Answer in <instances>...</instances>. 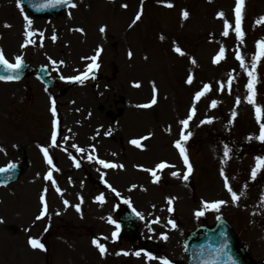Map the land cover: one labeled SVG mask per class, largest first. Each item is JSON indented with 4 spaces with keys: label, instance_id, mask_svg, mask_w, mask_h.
Returning a JSON list of instances; mask_svg holds the SVG:
<instances>
[{
    "label": "rangeland",
    "instance_id": "1",
    "mask_svg": "<svg viewBox=\"0 0 264 264\" xmlns=\"http://www.w3.org/2000/svg\"><path fill=\"white\" fill-rule=\"evenodd\" d=\"M73 3L75 8L47 17L31 15L17 0L0 3V50L5 58L14 63L21 56L35 67L45 66L56 80L50 89L34 74L19 81L0 80V168L9 164L21 168L17 180L0 186V264H162V259L173 264L186 257L188 231L217 212L204 204L231 200L225 177L230 186L238 179L235 187L243 190L238 201L247 202L239 210L242 242L254 260L264 258V170L252 178L256 158L264 157V141L256 138L264 123V113L261 121L256 119V107L264 109V58L256 61L255 104L247 103L249 77L236 59L239 51L250 70L258 55L264 24L257 20L264 17V0H245L243 41L234 31L236 0ZM138 13L141 19L133 23ZM25 16L32 21L35 43L21 47L26 41ZM225 21L232 25L228 36L223 35ZM177 47L184 55L175 51ZM222 47L224 58L214 63ZM98 49L94 75L83 83L70 79L88 69ZM204 85L210 90L197 101L195 94ZM153 86L157 102L139 107L151 102ZM193 107L195 115L184 129L180 122ZM54 119L59 122L55 147ZM181 131L191 133L184 144L192 165L187 180L183 179L187 168L174 146ZM133 139L140 140V147L130 143ZM232 143H241L243 149L235 154ZM42 148L48 149L52 165ZM97 160L123 167L104 168ZM162 162L174 167L158 171L159 180L154 182L145 169ZM49 171L55 185L44 179ZM41 195L49 213L36 220L43 208ZM101 195L102 203L97 200ZM128 207L140 219L139 235L162 245L158 254L137 256L133 242L120 234L113 238L119 210ZM200 211L204 214L198 216ZM224 212L236 221L233 205ZM30 237L46 250L33 249ZM94 239L106 248L104 255L93 245Z\"/></svg>",
    "mask_w": 264,
    "mask_h": 264
},
{
    "label": "snow or ice",
    "instance_id": "2",
    "mask_svg": "<svg viewBox=\"0 0 264 264\" xmlns=\"http://www.w3.org/2000/svg\"><path fill=\"white\" fill-rule=\"evenodd\" d=\"M17 2H18V6H19L20 0H17ZM58 2L67 4V5H69L72 8H75L76 7V4L71 3V0H58ZM244 3H245V0H236V7H235L236 22H235L234 31L236 33L237 38L240 39L241 41H243V38H244V33L242 31V28H241V21H242V18H243ZM167 6L168 7H172L171 4H168ZM123 7H127V5H123ZM141 14L142 13H138L135 16V20L133 21V23H135V21H139L141 19ZM182 15H183V17L185 19H187L188 13L186 11L183 12ZM218 17L222 19L224 17V13L223 12L218 13ZM24 19L26 21V30L24 32V36L26 37V41H25L24 44L21 45V47H27L29 44H34L35 41L33 39H31V37H33L34 35H36L35 32L30 31L31 26H32V21L27 16H25ZM257 23L258 24H264V17L259 18L257 20ZM231 27H232V25H230L227 21H225V23H224V32H223V35L224 36H228L229 35V29ZM77 30L78 31H82V29H77ZM105 30L106 29L104 27H101L100 28V32L101 33L105 32ZM40 35L42 36L43 33H40ZM52 39H53V41H55V39H56L55 35L52 36ZM257 48L259 50L258 51V55L253 57V63L251 65V69L250 70H249L248 66L245 64L244 59L242 58V56L239 53V51L236 52V59L240 61V66L245 69V71L247 72V75L249 77V82L247 84V90H248V93H249V95L247 96V103H249V104H255V101H254V96H255L254 83H255L256 61L258 59H260V58H264V40H262V41H260V42L257 43ZM175 51L177 53L181 54V55H184V53L178 47L175 49ZM224 52H225V50L222 47L220 49L219 55L215 58L214 63H218L221 59L224 58ZM99 53H100V50L98 49L97 50V54L95 56H93V57L90 58L93 61V63L88 66V69L84 72L83 75L77 76V77H72L70 79L79 80L81 83H83V81L88 78L89 73L92 72L94 69H96V68L99 67V65L97 63H95V61L97 60V57L99 56ZM128 55L131 58V56H132L131 51H129ZM53 63H55V62L53 61ZM22 64H23V57L16 56L15 57V63H9L8 60L5 58V55H4L3 51L0 50V65H4L7 69H10V70L15 71V70H19L22 67ZM17 78L18 77H15V76H8V77L0 76V80H5V79L11 80V79H17ZM61 79H64V77H61ZM187 82L189 84L192 83V77L191 76L188 77ZM230 84H231V81H229V85ZM135 86L136 87H139V85H135ZM203 89H204L203 91H199V92H197L195 94V99L197 101H199L200 98L202 96H204L207 91L210 90V86L209 85H204L203 86ZM156 91L157 90H156L155 86H153V93L154 94H153V97L151 99V102L148 103V104L139 105V107H142V108L152 107V105H154L157 102L156 101V95H155ZM239 102H240L239 101V98H237V104H239ZM215 104H216V102L213 101L212 106L215 107ZM51 112H52L53 117H55L56 116L55 100H52ZM262 113H264V109H261L260 107H256V119H257L258 122L261 121V119H262ZM194 115H195V107L192 108V110H191L188 118L185 119V120H182L180 122L184 126V129H187L188 123H189V121L192 119V117ZM232 115L235 116L236 113L233 112ZM207 122L210 123L211 121H207ZM58 124H59L58 120H55L54 119L53 122H52L53 131L51 133V142H52V146L53 147H55L56 144H57V129H58ZM190 136H191V133L190 132H188L187 134H185L184 131H181L180 139H178L177 141H175V145H174L175 148L179 150V155L183 159V163H184V165L187 168V171L183 175V179L184 180H187L188 177H189V175L192 173V165L189 162V157H188L187 152H186V149L184 147L185 142L190 138ZM256 138L259 139V140H261V141H264V123H261V125H260V135H259V137H256ZM65 139H67V138L65 137ZM143 139H148V137H144ZM130 143L133 144V145H135V146H137V147H140V144H141L140 140H136V139L131 140ZM73 147H76V146L73 145ZM41 150L44 153V157L47 160V163L49 165H52L53 164V161H52V158L49 156L48 149L47 148H42ZM76 150L78 152L84 151L83 149H80V148H77ZM227 155H228V150L226 148L225 149V156H227ZM88 160L89 161L93 160V156L92 155H89L88 156ZM97 162L99 164H101L104 168L123 167L122 165H115L113 163H109V162H106L104 160H97ZM76 166L79 167V163H77ZM12 167H14V165L9 164L8 168H0V172H7ZM170 167H174V165H170L168 163L162 162L160 164H157L155 166V169H145V171L151 172V175L154 177V182H156V181L159 180V176L157 175V172L158 171H162L165 168H170ZM260 170H264V157H257L256 158V166L252 169V178L253 179H255V177L257 175V172L260 171ZM172 175L173 176H178L179 173L172 172ZM221 175L224 176L223 170L221 171ZM44 179L49 180V181H52L53 185H55V181L53 180L52 171H49L47 173V175L44 177ZM224 186H225V188H227L228 192L231 194L232 200L234 202L235 201H238L240 199L241 195H243V193L237 194L236 192H234L232 190V187L228 183V178L227 177H225ZM109 187H111V186L109 185ZM56 191L57 192H60V189L57 187L56 188ZM112 191L113 192H116V190L114 188H112ZM116 195H119V193L116 192ZM97 200H99L102 203L104 201L103 195L97 197ZM40 201H41V203L43 205V208L40 211V214L38 216H36V218H35L36 220L43 219L46 216L47 211H48L47 203H46L45 197L43 195H41ZM125 203H128V201H125ZM168 203L171 204L172 203V200L169 199L168 200ZM225 203L226 202L223 201V200L216 201L214 203H205L204 204V208L205 209L219 210L220 206L223 205V204H225ZM64 204H65V206H68V201L65 200L64 201ZM75 207H76L77 212H79L80 211V206L79 205H76ZM169 211H172V209L169 208ZM57 214H59V213H57ZM203 214H204L203 211L197 212V215L198 216H201ZM109 222L110 223H114V221H112L111 218H109ZM156 222H158V221H156ZM0 223H3V221L0 220ZM169 223H171L173 225V227H175V223L173 221H169ZM118 230H119V226L117 225V232H114L112 234L114 239L118 235ZM166 238L167 237L165 236L164 239H166ZM92 243H93V245L96 248L99 249L101 255H104L106 253V248L104 247L103 244L99 243L98 240L94 239L92 241ZM28 244L33 249L46 250L44 244L41 243L38 239H35V238H31L30 237L28 239ZM123 254L124 255H128V253H126V252L123 253ZM135 254L137 256L140 255L139 252H137ZM149 258L152 259L154 257H151L150 256ZM162 264H170V261H168L167 259H162Z\"/></svg>",
    "mask_w": 264,
    "mask_h": 264
},
{
    "label": "water",
    "instance_id": "3",
    "mask_svg": "<svg viewBox=\"0 0 264 264\" xmlns=\"http://www.w3.org/2000/svg\"><path fill=\"white\" fill-rule=\"evenodd\" d=\"M25 67H27V64H22V67L15 71L10 69L4 71L2 67H0V75L4 74L18 77L25 70ZM47 82H49L50 85L52 84V82L49 80H47ZM18 171L19 170H17V168L12 167L7 172H0V177L10 178L9 180H4L5 182L12 181L17 178ZM121 221L122 231L127 234L130 240H133L135 237L136 223L131 219V217H124ZM198 237L200 238H197L196 240L193 239L188 242L191 261H189L187 264H215L220 257L224 258L225 252L232 254L231 264H248L241 251L237 248L233 234L230 232L227 225L219 224L215 226L214 229L205 230L203 234L199 235ZM143 242L144 241L140 240L139 247L153 251V244Z\"/></svg>",
    "mask_w": 264,
    "mask_h": 264
},
{
    "label": "flooded vegetation",
    "instance_id": "4",
    "mask_svg": "<svg viewBox=\"0 0 264 264\" xmlns=\"http://www.w3.org/2000/svg\"><path fill=\"white\" fill-rule=\"evenodd\" d=\"M235 211H238V215L236 216V221H235V225H233L232 224V226L234 227V229H236V232L239 234V232H242V229H241V227H240V223H241V218H239V210H238V208H237V205H235ZM220 216H221V213H220ZM230 220H231V218H230V216L228 215L227 216ZM226 217V218H227ZM239 229V232H238V229Z\"/></svg>",
    "mask_w": 264,
    "mask_h": 264
},
{
    "label": "bare ground",
    "instance_id": "5",
    "mask_svg": "<svg viewBox=\"0 0 264 264\" xmlns=\"http://www.w3.org/2000/svg\"><path fill=\"white\" fill-rule=\"evenodd\" d=\"M39 161V160H38ZM49 213V212H48ZM48 213L46 215H48ZM46 217V216H45Z\"/></svg>",
    "mask_w": 264,
    "mask_h": 264
}]
</instances>
